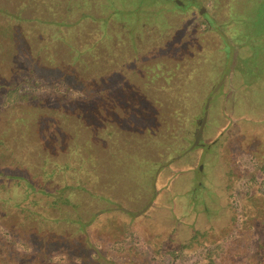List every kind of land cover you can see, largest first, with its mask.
<instances>
[{
  "label": "rangeland",
  "instance_id": "obj_1",
  "mask_svg": "<svg viewBox=\"0 0 264 264\" xmlns=\"http://www.w3.org/2000/svg\"><path fill=\"white\" fill-rule=\"evenodd\" d=\"M177 1L0 0V264H264V0Z\"/></svg>",
  "mask_w": 264,
  "mask_h": 264
},
{
  "label": "trees",
  "instance_id": "obj_2",
  "mask_svg": "<svg viewBox=\"0 0 264 264\" xmlns=\"http://www.w3.org/2000/svg\"><path fill=\"white\" fill-rule=\"evenodd\" d=\"M234 70L225 79L227 84L230 81V83L228 85L231 84V80L235 76L234 75L235 74ZM191 81L192 80L186 82V83H188L187 84L188 87H190V85L192 84ZM188 87H186V89H188ZM179 93H180L181 96L183 94L188 96V90L181 89L179 91ZM203 108H204V106H203ZM159 146H162V143ZM260 167L264 170V165L263 166H260ZM256 189H257V193L254 194V195H259L261 197H264V184L262 182L259 183V185L257 186ZM254 195H251V196H254ZM251 196H249V197L251 198ZM205 234L206 233L199 234L197 232V230H193L192 231V234L189 236L187 242L185 244H182V246H181L182 248L173 249V250H170V251L165 250L164 252H162V251L159 252L158 249H160V248H157V249H153L152 248L151 255H152V257L155 260L154 263H157V264H175L176 263V260L179 258V256L182 254V252L185 253V251H187V248L188 247H193L192 249H188V250H192V251H194V250H201L202 251L201 252V255H200V258L198 259V261H195L193 264H204V263H206V264H218L216 262V260L218 258H222V255L226 251L231 252V255H229V257L232 258L233 254H234V250L236 249V248L233 249V248H231V246H228L230 242H228L225 245H222V243L224 242V240H227V235H229V234L231 235L232 234L233 237L230 238L232 240L235 239V238L241 237V235H242V228H238V227L232 228L231 231L228 232V233H226L225 231L221 232L220 233V239L217 242V244H214L211 248H205V249H203L201 247V245H202V243H204L206 241V237L207 236H204ZM199 236H202V237L199 238ZM150 245H151L150 247H153L154 246L152 244H150ZM240 252H241L240 249L238 251H237V249L235 250L236 255H238L239 257L242 256L241 254H239ZM165 255H168V259L164 258ZM152 264H153V262H152Z\"/></svg>",
  "mask_w": 264,
  "mask_h": 264
},
{
  "label": "water",
  "instance_id": "obj_3",
  "mask_svg": "<svg viewBox=\"0 0 264 264\" xmlns=\"http://www.w3.org/2000/svg\"><path fill=\"white\" fill-rule=\"evenodd\" d=\"M177 3H179V1L176 0ZM200 12H202V10H200ZM223 78L217 83V85L215 86V88L213 89V92H215L221 85ZM209 102H210V98H207L204 104V110H203V116L198 128V131L195 135V139L194 142L192 144V147L196 146L201 138V132L203 131V127L204 124L206 122V117H207V113H208V106H209Z\"/></svg>",
  "mask_w": 264,
  "mask_h": 264
},
{
  "label": "flooded vegetation",
  "instance_id": "obj_4",
  "mask_svg": "<svg viewBox=\"0 0 264 264\" xmlns=\"http://www.w3.org/2000/svg\"><path fill=\"white\" fill-rule=\"evenodd\" d=\"M193 142H194V141H193ZM184 152H185V151H184ZM184 152H183V153H184ZM183 153H182V154H183Z\"/></svg>",
  "mask_w": 264,
  "mask_h": 264
}]
</instances>
